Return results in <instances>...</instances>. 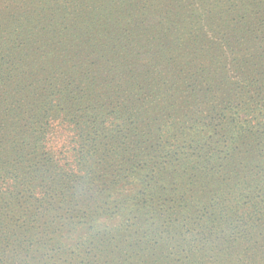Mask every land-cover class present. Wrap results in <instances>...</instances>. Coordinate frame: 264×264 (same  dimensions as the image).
<instances>
[{
    "label": "rangeland",
    "instance_id": "374dc122",
    "mask_svg": "<svg viewBox=\"0 0 264 264\" xmlns=\"http://www.w3.org/2000/svg\"><path fill=\"white\" fill-rule=\"evenodd\" d=\"M2 1L0 37L5 34L10 40L7 25L13 18L20 19L22 33L15 39L23 45L19 53L29 49L28 55L35 59L33 65L19 69L22 75L17 83L12 79L0 87L6 101L13 105L8 115L12 117L15 110L32 117L73 110L86 116L71 134L56 131L42 141L29 139L24 146L12 135L4 139L3 150L19 151L24 158L16 156L12 161L31 169L37 184L48 181L53 174L50 168L59 171L70 160L78 166L75 158L82 151L99 152L100 156L84 158L78 166L95 168L93 176L97 180L105 167L118 164L106 161L102 154V142L111 148L112 135L98 138L99 133L90 135L89 131L94 120L100 123L109 119L115 109L114 115L129 117L134 123L132 132L124 134L123 143L144 150L141 166L150 159V146L170 150L173 157L168 164L164 160L157 163L156 174L167 186L159 190L162 198L156 200L162 213L143 210L141 207L148 204L145 202L140 215L125 217L118 226L109 220L116 196L103 195L104 184L98 181L91 184L94 177L87 176V169L79 174L75 167V173H65L66 183L56 188H63L64 193L54 195L45 210L36 211L23 200L5 196L0 203V264L195 262L192 253L188 257L176 255L179 243L167 240L193 239L194 249H200L199 237L179 228L184 221L180 201L188 198L190 206L189 202L195 200L191 206H196L197 200L204 198V204L216 198L209 190L214 184L209 180L201 188L187 184L203 181L202 175H212L213 169H223L227 162L209 165L204 172L194 168L197 153L210 150L222 160L223 148L231 154L236 149L237 155L246 150H242L240 141L231 145L222 139L218 145L220 139L215 135L205 143L200 134L188 133L181 124L201 103L209 108L226 101L240 71L264 75V0H71L67 7L59 0ZM72 79L76 80V86L70 85L74 89L72 97L61 95L57 87L63 89ZM230 97L226 104L234 108L250 102L236 101L235 94ZM241 107L224 113L231 117ZM201 111L207 113L208 109ZM5 133L7 136L11 130ZM61 137L63 143L54 148L53 140ZM182 152L186 153L181 156ZM154 156L161 157L159 153ZM183 160L186 167L180 169L177 164ZM249 167L260 181L264 159L258 157ZM141 173L147 175L149 171ZM248 177L240 176L245 181L253 180ZM200 190L203 193L197 198ZM95 209L102 217L97 216L96 224L101 226L94 228L91 220ZM200 211L197 208L187 214L188 221L195 223ZM70 230L78 231L79 242ZM263 239L258 243L260 249H264ZM239 243L232 245L239 249Z\"/></svg>",
    "mask_w": 264,
    "mask_h": 264
},
{
    "label": "trees",
    "instance_id": "16d2710c",
    "mask_svg": "<svg viewBox=\"0 0 264 264\" xmlns=\"http://www.w3.org/2000/svg\"><path fill=\"white\" fill-rule=\"evenodd\" d=\"M5 2L6 0L2 1V3ZM72 2L71 0H59L63 7L72 4ZM18 20L20 21V19ZM18 20L13 18L11 23L7 25L10 31V40L5 34L0 37V87L9 84L12 79L17 83L19 76L22 75L19 69L35 63V59L28 55L29 49L22 54L19 53L23 45L22 42L18 43L15 40L22 33ZM23 74L27 75L25 72ZM27 76H30V74ZM235 79L238 83L235 84V88L228 90L226 101L230 100L231 94H235L236 101L250 102L238 104L235 108L242 106L241 109L232 113L231 117H228L224 112L235 108L228 106L226 101L222 104L214 103L209 108L201 103L195 107L193 114L181 124L185 125L188 133L200 134V137L205 139V143L215 135L220 139L218 145H221L222 139L225 140L224 143H230L231 145L240 141V144L243 143L242 150H246V152H239L237 155L236 149L231 154L229 150L223 148L222 160L210 150L197 153L198 158L194 168L204 172H207L209 165L217 164L219 161L227 162L225 163L226 167L223 169L218 171L213 169L211 171L212 175H202L203 181L191 180L187 184L193 185L194 188H201L204 182L209 180V184L214 183L209 190L214 193L213 197L216 198H211L208 203L204 204V198H202L197 200L198 205L196 206H191L195 200L189 202L190 206L186 203L189 200L188 198H182L180 201L179 209L180 212L183 211L181 216L184 221L179 228L189 229L191 233H195V236L199 237L198 248L200 247V249H194L196 240L193 239L190 241L180 239L183 240L180 241L170 237L167 241L168 243L174 241L179 243L176 247V255L188 257L192 253L193 258H197V260H194L195 262L189 264H264V249L258 247V243L262 241L264 236V175L259 181L256 176L252 175L249 167L250 162L258 157L264 159V75L240 71ZM64 82L66 83V81ZM75 82L76 80L72 79L64 84L63 89L57 87V91H62L61 95L72 97L74 89L70 85L76 86ZM5 95L6 93L0 89V203L5 196H11L15 200L27 202L36 211L45 210L48 206H51L49 201L52 202L54 195L64 193L63 188H56L63 187L62 184L66 183L63 180L65 173H75L74 168L76 167L79 174L87 169L86 172L89 178L95 175V168L82 169L78 166L84 158L88 160L95 159L99 152L97 150L82 151L81 156L75 158L74 163L79 161L78 166L72 164L73 160H70L59 171L50 168L53 174L50 173L48 181L45 180L43 183L37 184L36 179L32 176L31 169L23 168L19 163L12 161L16 156L20 159L24 158L19 155V151L7 153L3 150L2 142L4 139L12 135V139H18L17 142L21 140V146H24L29 139L42 141L45 140L46 136L51 135L53 137L56 131H60L61 135L71 134L86 116L78 115L73 110H67L66 112L54 111L46 116L37 117L33 115L32 117L31 114L28 116L27 112L20 114L16 113L15 110L12 117H10L8 111L13 109V105L6 101L8 99L5 98ZM202 108L208 109L207 113L201 111ZM116 110L110 113L113 115H110L109 119L104 118L100 123L94 120L89 131L91 132L90 135L99 133L98 138L110 134L113 137L111 148L108 147L107 143L102 142L105 144L102 154L106 161L110 159L118 161V164L105 167V173L98 180L93 176L91 184L98 181L104 184L101 191L103 195L108 198L112 195L116 196V206L109 213V220L115 221L118 226L125 217L132 216L133 213L140 215V206L145 202H148V204L141 207L143 210L150 209L151 213H162V209L159 211L157 208L156 200L162 198L159 195V190L164 191L167 186L161 176L156 174L157 163L164 160L168 164L169 159L173 156L170 150L150 146L148 147L150 159L145 165L141 166L140 160L144 150L137 147L129 148L123 143L124 134L132 132L134 123L129 117L124 118L117 114L114 115ZM19 128H21L20 131ZM7 130H11V133L4 136ZM173 140L171 139V141ZM47 144L49 150H52L50 144ZM64 147L62 144L61 148ZM239 148L240 146L237 147V149ZM155 153H159L162 159L159 156H154ZM185 153L182 152L180 155L182 156ZM61 158H64V156ZM181 162L177 165L180 166V169L185 168L186 163H183L184 160ZM166 163L163 165L166 166ZM165 168L164 170H166ZM144 169H147L149 174L144 175L141 173ZM241 175L246 177L250 175L251 177H248V179L252 178L253 180L245 181V177L240 178ZM18 185L19 187H16ZM202 193V190L197 191V198ZM163 196L166 197L167 195ZM166 203L167 200H165ZM197 208H200L201 211L196 217H200L197 218L195 223H191L188 221L187 214L196 211ZM172 211L174 213V209ZM93 213L94 216L91 220L93 227L101 226L100 223L96 224L98 222L97 216L102 217L101 212L96 210ZM70 232L73 236L76 235L74 240L79 242L81 238L77 235L78 231L70 230ZM168 234L171 235V233ZM237 242H240L239 249L237 246L232 245ZM80 247H83V245L77 246L76 250Z\"/></svg>",
    "mask_w": 264,
    "mask_h": 264
},
{
    "label": "clouds",
    "instance_id": "9594fccd",
    "mask_svg": "<svg viewBox=\"0 0 264 264\" xmlns=\"http://www.w3.org/2000/svg\"><path fill=\"white\" fill-rule=\"evenodd\" d=\"M53 126L55 127V124ZM61 143H63V137H61L59 140L54 139L52 146L54 148H58Z\"/></svg>",
    "mask_w": 264,
    "mask_h": 264
}]
</instances>
